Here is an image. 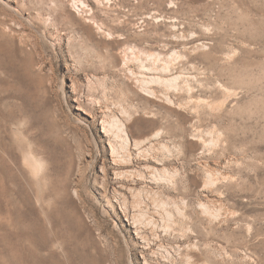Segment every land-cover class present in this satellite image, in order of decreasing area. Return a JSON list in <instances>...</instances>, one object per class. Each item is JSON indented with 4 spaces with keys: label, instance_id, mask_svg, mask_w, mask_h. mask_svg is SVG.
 I'll use <instances>...</instances> for the list:
<instances>
[{
    "label": "rangeland",
    "instance_id": "rangeland-1",
    "mask_svg": "<svg viewBox=\"0 0 264 264\" xmlns=\"http://www.w3.org/2000/svg\"><path fill=\"white\" fill-rule=\"evenodd\" d=\"M197 262L264 264V0H0V264Z\"/></svg>",
    "mask_w": 264,
    "mask_h": 264
},
{
    "label": "bare ground",
    "instance_id": "bare-ground-1",
    "mask_svg": "<svg viewBox=\"0 0 264 264\" xmlns=\"http://www.w3.org/2000/svg\"><path fill=\"white\" fill-rule=\"evenodd\" d=\"M134 55H136V54L134 53ZM148 59H150V63L152 66H149L150 64L148 66L147 65L141 66V68H142L141 73L143 74L141 82L143 83L144 86H146V84L148 85L150 83H155V84H158L159 87L160 86L164 87V85L175 87V88L178 87V85H177L178 78H172V79L164 78L166 75H169L171 73V69H172L171 67L172 66L169 65V62L168 63L165 62V63H163V65L161 67H159L161 65L160 64L161 59L158 56L154 55L153 53H151L148 56ZM143 61H144V59H143ZM127 63H129V62H127ZM151 73H157L159 75L158 76H149V77H148V75L147 76L145 75V74H151ZM150 93L155 95L156 91L152 90ZM164 94H166L165 96H167L166 100L171 102L169 95L167 93H164ZM102 120H103L102 124L104 125V127H103L104 133L107 135L109 134L110 131H112V129H116L118 127V124L115 120L112 123L110 120L109 121H108V119L106 120V118H104ZM120 130L125 132V129H123V128H119V131ZM127 141H128V138H127ZM135 145L137 146V148H138L137 150H139V151H137L136 153L134 151L130 152L131 154L130 153H128V154L123 153L124 154L123 155L122 152L116 148V145L112 144L111 145L112 155H111V160H110V166L108 167L106 165H103V168H102V172L105 175L109 171L112 173L113 183L116 187V190H120V191L125 192V193L126 192L132 193V194L138 193V191H139L138 185H140V184L145 185V186H149V188H150L151 182L149 183L147 175H149V174L151 175L154 171L155 172L158 171L157 167H155L156 166V160H152V159H150V157H148V155H146V153L148 151V150H146L147 148L142 143H141V146H138V144H135ZM144 148H146V149H144ZM142 160L150 161L149 163H154L155 166L149 165L146 163H141ZM40 162L41 161H38L35 158H30V160L28 161V167L30 168L31 173L33 175H39V173L41 171V164H42ZM136 163H137V165H136ZM135 167H136V169H134ZM191 245H193V244H188L183 248L191 251L192 250ZM190 256H192V255H190ZM193 263H195V262H193ZM196 264H198V262Z\"/></svg>",
    "mask_w": 264,
    "mask_h": 264
}]
</instances>
